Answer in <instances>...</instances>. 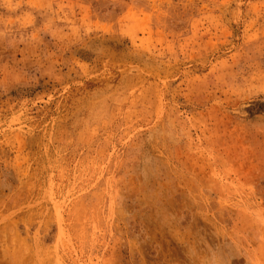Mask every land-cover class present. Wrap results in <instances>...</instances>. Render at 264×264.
Listing matches in <instances>:
<instances>
[{"label": "rangeland", "instance_id": "1", "mask_svg": "<svg viewBox=\"0 0 264 264\" xmlns=\"http://www.w3.org/2000/svg\"><path fill=\"white\" fill-rule=\"evenodd\" d=\"M0 264H264V0H0Z\"/></svg>", "mask_w": 264, "mask_h": 264}]
</instances>
